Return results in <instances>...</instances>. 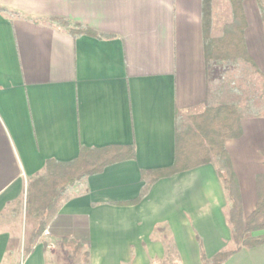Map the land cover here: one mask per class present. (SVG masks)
Returning a JSON list of instances; mask_svg holds the SVG:
<instances>
[{
    "label": "crops",
    "instance_id": "obj_1",
    "mask_svg": "<svg viewBox=\"0 0 264 264\" xmlns=\"http://www.w3.org/2000/svg\"><path fill=\"white\" fill-rule=\"evenodd\" d=\"M202 8L203 0H0V215L20 203L47 160L70 162L81 147L131 146L135 155L72 185L28 253L36 221L27 228L0 221V264H61L71 255L63 238L84 245L85 264H204L233 247L218 165L147 187L142 177L173 164L182 120L206 102L251 108L255 81L258 115L243 117L242 135L225 141L244 218L255 208L256 176L264 174V80L238 69L250 66L242 60L207 74ZM210 8V33L220 37L232 20L229 3L210 0ZM243 11L245 47L264 74L256 2L244 1ZM51 18L92 34L73 36ZM223 264H264V243Z\"/></svg>",
    "mask_w": 264,
    "mask_h": 264
},
{
    "label": "trees",
    "instance_id": "obj_2",
    "mask_svg": "<svg viewBox=\"0 0 264 264\" xmlns=\"http://www.w3.org/2000/svg\"><path fill=\"white\" fill-rule=\"evenodd\" d=\"M227 1L232 20L223 26L220 37H213L210 33V0H203L202 25L206 72L211 75L216 70L225 71L229 64L242 60L250 64L249 67L244 68L245 70L251 69L264 80V74L251 61L244 43L246 19L243 3L246 0ZM253 1L257 4L264 25V0ZM49 22L67 30L73 36L80 33L92 34L88 27L79 25L70 27L62 18H51ZM242 117L243 111L237 103L206 102L201 112L190 116V124L176 132L173 164L157 170H142V177L147 181V187L154 179L200 165L218 163L217 174L222 180L229 201L226 219L230 226V242L233 247L220 251L212 260L205 261L204 264H223L242 247H255L264 243L263 234L250 235L264 230V174L256 176L255 208L244 218L238 178L225 148L227 139L239 138L242 135ZM134 157V149L131 146H108L81 147L78 157L70 162L47 160L42 171L27 182L26 214L27 218L35 220L36 224L24 253L31 250L36 238L43 232L49 215L66 199L68 189L72 185L85 180L89 175L99 173L109 164ZM61 243L70 249L72 257L82 256L83 262H88V251L78 239L63 238Z\"/></svg>",
    "mask_w": 264,
    "mask_h": 264
},
{
    "label": "rangeland",
    "instance_id": "obj_3",
    "mask_svg": "<svg viewBox=\"0 0 264 264\" xmlns=\"http://www.w3.org/2000/svg\"><path fill=\"white\" fill-rule=\"evenodd\" d=\"M241 69L242 71L244 70V68H238ZM248 70V69H247ZM251 70V69H250ZM239 71V70H238ZM254 78L256 73L253 74ZM222 83L221 85H224V79H227V75H222ZM223 89V88H222ZM252 90V98H253V104L252 107L247 108L244 112H243V117H253L255 115H258V107L260 106V101H258V96H260V85H258L255 81L253 82V85L251 87ZM263 96H264V84H263ZM192 115V113L187 117L184 118L180 124V128H184L187 125L190 124V116ZM242 117V118H243ZM218 165V163L216 164ZM29 217V216H28ZM4 219H6L7 221H9L11 224L12 222H14V224H19L20 228L24 225V228H27V222H28V218H27V214H26V195L24 196V198L20 201V203H16L14 204L9 211L4 212V214L0 215V221L2 222ZM66 257L63 258L60 263L61 264H85L83 262V257H72L70 255V253H66L65 254ZM169 264V263H167ZM175 264V263H172Z\"/></svg>",
    "mask_w": 264,
    "mask_h": 264
}]
</instances>
